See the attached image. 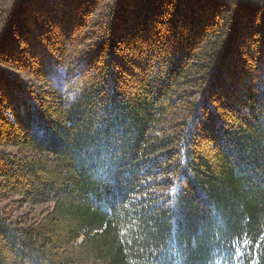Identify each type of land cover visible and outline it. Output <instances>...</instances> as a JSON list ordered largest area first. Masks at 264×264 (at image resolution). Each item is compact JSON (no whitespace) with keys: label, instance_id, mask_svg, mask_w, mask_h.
<instances>
[{"label":"trees","instance_id":"trees-1","mask_svg":"<svg viewBox=\"0 0 264 264\" xmlns=\"http://www.w3.org/2000/svg\"><path fill=\"white\" fill-rule=\"evenodd\" d=\"M110 1L0 11V264H264V0Z\"/></svg>","mask_w":264,"mask_h":264},{"label":"rangeland","instance_id":"rangeland-1","mask_svg":"<svg viewBox=\"0 0 264 264\" xmlns=\"http://www.w3.org/2000/svg\"><path fill=\"white\" fill-rule=\"evenodd\" d=\"M9 1L10 0H0V11L3 8V5L7 4ZM110 3H113V1L111 0ZM24 77L27 78L26 76ZM7 149L11 150V148L9 147H7ZM160 186L156 188H160V189L163 188L162 186L161 187ZM51 206H52L51 202L45 204H39V205L22 203L18 196L9 195L7 194V192L0 190V207L5 212V214L12 220L25 219L26 222L29 223L30 221H34L38 219V217L42 213L46 212Z\"/></svg>","mask_w":264,"mask_h":264}]
</instances>
